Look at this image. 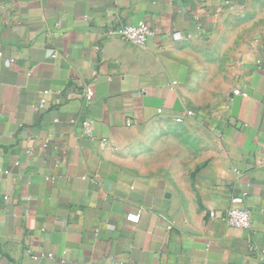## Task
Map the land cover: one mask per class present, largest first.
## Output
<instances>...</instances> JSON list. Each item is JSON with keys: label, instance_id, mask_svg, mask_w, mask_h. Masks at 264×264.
Returning a JSON list of instances; mask_svg holds the SVG:
<instances>
[{"label": "crops", "instance_id": "obj_1", "mask_svg": "<svg viewBox=\"0 0 264 264\" xmlns=\"http://www.w3.org/2000/svg\"><path fill=\"white\" fill-rule=\"evenodd\" d=\"M244 2L0 0V264H260L264 53L219 77ZM138 22L144 47L106 35ZM192 122L215 150L191 165L181 144L162 163L130 151ZM230 208L250 230L209 217Z\"/></svg>", "mask_w": 264, "mask_h": 264}, {"label": "rangeland", "instance_id": "obj_2", "mask_svg": "<svg viewBox=\"0 0 264 264\" xmlns=\"http://www.w3.org/2000/svg\"><path fill=\"white\" fill-rule=\"evenodd\" d=\"M240 7L230 10L227 14L229 15L227 21L222 24V31L230 33L229 52L222 57L224 64L226 62L230 64L228 71L230 74L227 77V71L223 65L219 77L221 79V74H223L221 82L226 84L230 81V86L239 76L237 70L244 57L246 59L250 56L252 62L258 54L264 53V0H245ZM203 129V126L196 122L182 126L177 131L170 130L172 134L166 133L168 129L160 127L146 128L129 138L130 151L135 150L138 158L141 157L144 160L151 158L156 160V163H162V150H164L162 147L181 144L184 146L183 149L181 148L182 154L186 155L187 164L191 165L202 154L207 155L215 150L214 145H212V150H208L209 144H214V142L205 136ZM205 143L208 144L206 151L202 150ZM175 148L178 149V147ZM170 158L173 159L172 155Z\"/></svg>", "mask_w": 264, "mask_h": 264}, {"label": "built area", "instance_id": "obj_3", "mask_svg": "<svg viewBox=\"0 0 264 264\" xmlns=\"http://www.w3.org/2000/svg\"><path fill=\"white\" fill-rule=\"evenodd\" d=\"M107 36L117 37L124 42L130 43L138 47H144L148 40L155 36V32L144 22H138L134 25H124L115 30H108L106 32ZM237 94V92H236ZM44 101L40 102V105L43 106ZM187 117H193L194 113L192 111L186 112ZM182 118H177L176 123H181ZM94 123L90 120H86L82 123V129L84 134L91 140L94 139L93 136ZM4 174H8V171H4ZM241 202V200H237ZM264 212V210H262ZM139 214L136 215V218H139ZM209 217L211 220H218L221 223L225 224L228 228L247 231L251 229L252 219L251 213L247 209L243 208H230L227 211L218 214L217 212H210ZM253 251L260 262L264 264V245L259 248H254ZM44 257L51 258V254H47ZM35 261L39 260V257L34 256Z\"/></svg>", "mask_w": 264, "mask_h": 264}]
</instances>
